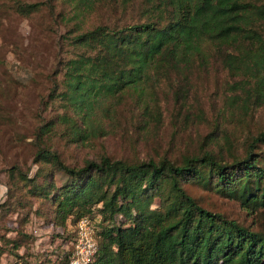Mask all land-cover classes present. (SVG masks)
<instances>
[{
  "label": "trees",
  "instance_id": "16d2710c",
  "mask_svg": "<svg viewBox=\"0 0 264 264\" xmlns=\"http://www.w3.org/2000/svg\"><path fill=\"white\" fill-rule=\"evenodd\" d=\"M50 1L46 4L52 9ZM111 2L116 5L119 0ZM155 2L163 4V15L157 13ZM143 3L147 18L143 22L130 23L120 31L103 25L71 38L75 48L105 45L106 52L120 62L117 68L96 75L95 66L81 67L76 54L64 60L63 72L71 71L76 84L56 96L55 86L51 96L69 97L79 137L87 135L77 122L93 130L102 104L128 92L134 104L150 114L148 103L153 106L156 101H147L144 82L149 78L159 87L160 68L187 81L195 68L219 62L241 75L240 84L250 85L264 100V0ZM40 6L18 5L16 11L28 17ZM258 144H264V132L252 140L243 158L231 164L217 161L212 152H202L186 158L183 165L167 159L128 163L102 155L78 167L67 166L56 153L39 148L38 162L59 170L67 181L58 186L53 176H43L40 182L23 180V187L31 185L27 194L41 199L44 206L45 213L36 214L54 231L36 244V239L18 230L17 238L10 240V254L19 258L14 264H67L76 223L83 217L93 221L98 247L90 264H264V233L209 212L182 187L184 182L198 181L239 201L251 213H263L264 166L253 151ZM20 249L26 252L19 256Z\"/></svg>",
  "mask_w": 264,
  "mask_h": 264
},
{
  "label": "rangeland",
  "instance_id": "374dc122",
  "mask_svg": "<svg viewBox=\"0 0 264 264\" xmlns=\"http://www.w3.org/2000/svg\"><path fill=\"white\" fill-rule=\"evenodd\" d=\"M47 1L0 0V264L19 260L10 254V240L17 238L18 230L36 239V244L54 231L36 214L45 213L41 199L27 194L30 184L22 186L24 179L40 182L43 176H53L58 186L67 181L59 170L38 162L39 148L56 153L71 167L102 155L128 163L167 159L183 165L186 158L202 152H212L217 161L231 164L243 158L252 140L264 132V100L250 85L240 84L244 81L241 75L212 62L206 69L192 70L187 81L160 68L159 87L149 78L144 82L147 101H156L153 106L148 103L150 114L137 107L128 92L102 104L93 130L77 122L87 135L79 137L72 124L69 97L51 96L55 86L56 96L76 84L71 71L63 72L64 60L76 54L81 67L95 66L96 75L117 68L120 62L106 52L105 45L75 48L71 38L103 25L120 31L130 23L143 22L147 19L144 3L51 0L50 9ZM31 4L42 6L28 17L17 13L18 5ZM153 5L163 15V4ZM253 151L263 167L264 144ZM182 187L209 212L264 233V212L251 213L239 201L198 181L184 182ZM25 252L20 249L18 254Z\"/></svg>",
  "mask_w": 264,
  "mask_h": 264
},
{
  "label": "built area",
  "instance_id": "2783aa9c",
  "mask_svg": "<svg viewBox=\"0 0 264 264\" xmlns=\"http://www.w3.org/2000/svg\"><path fill=\"white\" fill-rule=\"evenodd\" d=\"M76 238L67 264H90L97 253V241L93 221L87 217L78 220Z\"/></svg>",
  "mask_w": 264,
  "mask_h": 264
}]
</instances>
